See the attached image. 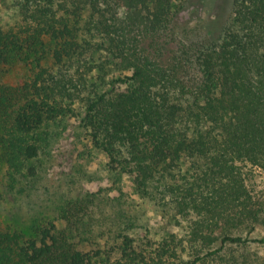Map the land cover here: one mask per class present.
Returning <instances> with one entry per match:
<instances>
[{
	"label": "trees",
	"instance_id": "1",
	"mask_svg": "<svg viewBox=\"0 0 264 264\" xmlns=\"http://www.w3.org/2000/svg\"><path fill=\"white\" fill-rule=\"evenodd\" d=\"M192 1L0 0V70L29 72L0 82L3 193L15 202L0 264H264V191L246 184L264 172V0H231L215 29L183 17ZM70 119L157 227L137 217V235L139 211L117 200L110 245L83 251L70 240L75 201L59 217H16Z\"/></svg>",
	"mask_w": 264,
	"mask_h": 264
},
{
	"label": "rangeland",
	"instance_id": "2",
	"mask_svg": "<svg viewBox=\"0 0 264 264\" xmlns=\"http://www.w3.org/2000/svg\"><path fill=\"white\" fill-rule=\"evenodd\" d=\"M230 1L193 0L190 3L191 6L187 8L189 14L186 13L183 17L187 18L190 15L193 18L207 20V24L211 27L218 28L229 16ZM216 14L219 16L217 17ZM211 16L212 19L209 21ZM28 74L23 64H12L0 70V82L16 87L27 79ZM66 125L64 130L60 131L57 140L51 142L49 154L52 155V160L42 165V178L35 185L34 193L37 196L32 199L35 204L28 206L27 200L22 199L17 208V215L20 216L16 217H23L26 220L28 216H33L40 210L42 211L40 217H59L61 215V212H58L61 207L60 203L69 202L72 205L75 201L79 217L83 220L74 227L70 226V240L75 248L83 251L110 245L111 239L108 232L113 234L115 231L112 223H114L116 209L120 208L117 200L125 214L128 215L127 217H131V209L139 211L134 212L133 218L131 217L134 228L139 227L137 217H142L141 221L147 223L148 227H157L160 224L159 216L147 203L131 194L129 179L122 176L119 181L113 180L106 170L105 157L92 146L85 132L76 128L77 124L73 119L66 121ZM4 171L5 166L0 159V229L12 226L11 217L13 207H15L13 199L3 193ZM251 175L246 181L248 188L254 193L264 191V172L254 169ZM55 190H57L56 193ZM76 197H80L81 201L76 200ZM79 203H82V206ZM57 225L62 227L64 222H59ZM79 230L96 234V237L91 238L93 242L82 240V232ZM98 232L104 235L101 236ZM135 232L141 236L139 228Z\"/></svg>",
	"mask_w": 264,
	"mask_h": 264
}]
</instances>
